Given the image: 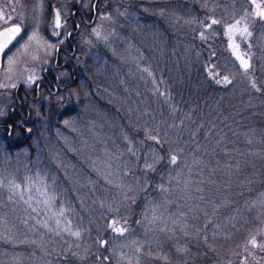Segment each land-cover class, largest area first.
I'll list each match as a JSON object with an SVG mask.
<instances>
[{
	"label": "rangeland",
	"instance_id": "obj_1",
	"mask_svg": "<svg viewBox=\"0 0 264 264\" xmlns=\"http://www.w3.org/2000/svg\"><path fill=\"white\" fill-rule=\"evenodd\" d=\"M71 2L90 9V0H0V27L8 18L24 25L13 67L54 53L64 31L57 17ZM139 2L116 0L78 36L88 80L64 92L52 118L36 120L29 143L0 136V264H191L209 255L211 264H264V0H176L190 15L167 18L182 28L172 37L153 16L142 31ZM127 23L150 42L147 56L128 42ZM117 36L127 56L123 47L103 53ZM99 76L110 79L105 97L118 94L113 115L92 98ZM171 88L212 122L225 110L233 132L225 158L206 166L191 153L190 118L171 116ZM165 140L179 158L166 170L172 185L141 202Z\"/></svg>",
	"mask_w": 264,
	"mask_h": 264
},
{
	"label": "flooded vegetation",
	"instance_id": "obj_2",
	"mask_svg": "<svg viewBox=\"0 0 264 264\" xmlns=\"http://www.w3.org/2000/svg\"><path fill=\"white\" fill-rule=\"evenodd\" d=\"M90 1V9L79 4L69 6L70 14L65 18L57 17L59 21L63 19L60 26L64 31L54 40V53L47 58L29 60L22 57L13 67L9 52L17 40L3 51L0 60V106L5 105L7 112L0 116V136L9 146L29 143L34 138L36 120L44 114L45 108H50L53 101L58 102L64 92L80 88L82 82L88 80L91 65L87 59H82L78 36L92 26L102 13L97 5L94 7L95 0ZM7 21L1 27L17 22H10V18ZM30 66L37 69L33 71L28 68ZM12 72L18 77L14 85L11 84Z\"/></svg>",
	"mask_w": 264,
	"mask_h": 264
},
{
	"label": "trees",
	"instance_id": "obj_3",
	"mask_svg": "<svg viewBox=\"0 0 264 264\" xmlns=\"http://www.w3.org/2000/svg\"><path fill=\"white\" fill-rule=\"evenodd\" d=\"M54 1V0H53ZM55 1H59V0H55ZM178 1V0H177ZM113 5L116 3V0H99L98 1V8L99 9H108L109 7H111V5ZM139 6H137L141 11H143V15H141L140 17L138 16L137 19L140 20L139 23V27H141L142 31L145 32L146 29L143 25H145L147 22V19L150 20V18L153 16V20L155 19V21L151 22L150 24L153 25L154 22H156L161 29H163V31H165L166 29L169 31L171 37L174 34L175 31V26H171V27H167V24L169 22L170 18H176L177 14H180L181 12L184 13V17L187 16V20L189 17V11L185 10L187 9V7L185 6H181L179 7V3L176 2V0H140L139 2ZM70 6H78V3L76 2H71ZM154 8L160 9L162 10V12L159 13H155L154 12ZM220 9V8H219ZM184 10V11H183ZM153 12V14H152ZM142 13V12H140ZM169 18V19H167ZM138 23V22H137ZM173 24V23H172ZM188 28L190 29L193 25L188 21ZM126 31L128 30V34L127 37H129L128 42H131V45L135 46L137 50L140 49L141 53H145L146 56L148 55V46L146 43H150L145 39V34H138L137 29H132L133 27L131 25H129L127 23V25L125 26ZM182 29V28H181ZM180 29V30H181ZM166 30V31H167ZM175 31L177 34H179V36L182 35V31ZM123 31H120V33H122ZM126 33V32H125ZM189 39H194L191 35H188ZM199 39V38H198ZM196 39V40H198ZM126 43V42H125ZM120 38L119 36H117V38L113 39L112 42L108 43V46L106 48V50H103V53H109L107 52V50L112 47L113 49V53L114 54H118L120 53L119 50H121L123 47L124 49V54L127 56V54H129V51L127 50L126 45H128L126 43V45ZM103 47V46H101ZM136 50V51H137ZM151 51V49H150ZM111 55V53H109ZM112 56V55H111ZM112 58V57H111ZM115 59V57H114ZM146 58L141 59L139 62L140 63H145ZM106 73V72H105ZM116 77V76H115ZM99 82L98 84H96L97 88L99 89L96 94L97 96H92V98L96 99L97 101H99L100 103L104 104L106 107V110L109 114L113 115L115 114V112L118 111V109L116 108V99L118 100V94L116 91L114 90H107L106 93L107 95L110 97H105L103 95L102 90H104L105 88H109L108 85H106L104 87V82H108V80H110L108 77L104 78L102 76H99ZM211 82L213 83V80H211ZM95 84V82H93V85ZM171 98H170V102L168 104V106H170V104H172V113L171 116H173V118L176 119H181V118H185V117H189L190 118V125H188V130L186 132V135L188 136L187 141L190 142V147L189 150L191 151V153H193L194 155L196 154L195 152H197V154L199 153L203 159V165L205 164L206 166H212L213 164H215L216 162L220 161L218 159V157L220 156L221 158H225L224 157V152L226 150V148L230 147V143L228 142V138L233 136V132H232V125L228 124L227 121V117L225 116V110L220 112V119L217 121H211L209 120L208 115L202 114L201 113V109L199 110V106L201 107V104L199 101H197L198 103H195L191 109H188L189 106V100L187 99L186 96L181 95V93L176 89V88H171ZM105 93V92H104ZM91 98V97H90ZM90 100H88L87 98H84L81 101L82 105L81 108L83 106H86V103L89 104ZM62 100L60 99L58 102L53 101L52 102V106L50 108H48V110L44 111L46 113V115H48V117L52 118L54 113L56 112V110L58 109V107L61 105ZM165 105L167 106V104L165 103ZM196 106V108H195ZM57 121L59 122L60 119H62V115H59V117H57ZM56 121V120H55ZM50 127V126H49ZM130 130L134 129L132 128L130 125ZM186 126L183 125V129ZM182 129V130H183ZM133 131V130H132ZM174 130H172L171 135H174ZM181 142V141H180ZM171 144L172 148L170 150L167 149V145ZM160 149V147H158ZM162 149H163V155L160 158V161L156 164V169L155 171L150 173V182H149V186L148 189L146 190V193H142L141 189L140 192L138 194L137 197H139V200L142 201H146L149 200V202L153 200L157 199L158 194L160 193V191H162L163 189H165V187L167 186H171L172 185V181L168 180L167 178V168L168 167H174V162H178L179 158L176 155V149L174 147V141L173 140H165L164 144L162 145ZM201 151L199 152L198 151ZM202 149H205V151H202ZM206 149H208L210 152H206ZM198 154V155H199ZM208 156V157H207ZM173 158H175V160L173 161ZM214 158V161H213ZM215 162V163H214ZM203 174L205 176H207L206 178H204V182L210 184L212 179V173L209 172H203ZM170 175H172V173H170ZM180 190L179 185L177 186V191ZM142 193V194H141ZM137 207V205H136ZM182 209L179 211L181 212ZM186 212V211H185ZM190 211L187 212V214H189ZM233 256V255H232ZM216 257L215 256H206L205 258H199L196 262H192L191 264H211L212 262L216 261ZM229 262H231L232 264H234V257H231Z\"/></svg>",
	"mask_w": 264,
	"mask_h": 264
},
{
	"label": "water",
	"instance_id": "obj_4",
	"mask_svg": "<svg viewBox=\"0 0 264 264\" xmlns=\"http://www.w3.org/2000/svg\"><path fill=\"white\" fill-rule=\"evenodd\" d=\"M98 1L99 0H95L94 7H96ZM17 27L20 29L18 33L6 34L9 28H17ZM23 32H24V26L19 22H12L0 28V60L3 51L9 48L23 34Z\"/></svg>",
	"mask_w": 264,
	"mask_h": 264
},
{
	"label": "snow or ice",
	"instance_id": "obj_5",
	"mask_svg": "<svg viewBox=\"0 0 264 264\" xmlns=\"http://www.w3.org/2000/svg\"><path fill=\"white\" fill-rule=\"evenodd\" d=\"M20 31V29L17 27V28H9L8 30H7V33L6 34H9V33H12V34H14V33H18ZM245 67H247V65L245 64ZM175 160V158H173V161ZM116 231H118V232H122L123 231V229H121V228H116L115 229ZM78 235V234H77Z\"/></svg>",
	"mask_w": 264,
	"mask_h": 264
}]
</instances>
